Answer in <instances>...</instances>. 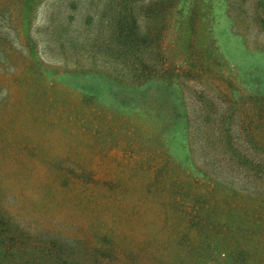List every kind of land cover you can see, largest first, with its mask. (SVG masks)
I'll list each match as a JSON object with an SVG mask.
<instances>
[{
	"label": "rangeland",
	"instance_id": "rangeland-1",
	"mask_svg": "<svg viewBox=\"0 0 264 264\" xmlns=\"http://www.w3.org/2000/svg\"><path fill=\"white\" fill-rule=\"evenodd\" d=\"M118 2L0 0V264H264V0L165 4L183 71L133 93Z\"/></svg>",
	"mask_w": 264,
	"mask_h": 264
},
{
	"label": "trees",
	"instance_id": "trees-1",
	"mask_svg": "<svg viewBox=\"0 0 264 264\" xmlns=\"http://www.w3.org/2000/svg\"><path fill=\"white\" fill-rule=\"evenodd\" d=\"M118 1V5L107 7L101 16L94 15L95 19L99 16L96 23L105 28L103 52L111 68L107 71L111 81L133 93L149 84H169L179 78L183 70L166 64L161 46L168 11L164 5H174L178 0H154L147 8L141 6L144 0ZM101 40L98 37L94 41L96 48ZM2 252L5 255L8 249Z\"/></svg>",
	"mask_w": 264,
	"mask_h": 264
}]
</instances>
